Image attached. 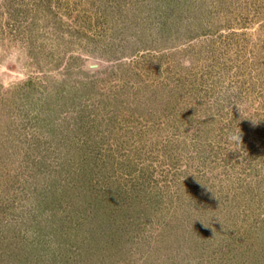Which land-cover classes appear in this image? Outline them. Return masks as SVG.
<instances>
[{"label":"rangeland","instance_id":"obj_1","mask_svg":"<svg viewBox=\"0 0 264 264\" xmlns=\"http://www.w3.org/2000/svg\"><path fill=\"white\" fill-rule=\"evenodd\" d=\"M0 264H264V0H0Z\"/></svg>","mask_w":264,"mask_h":264},{"label":"clouds","instance_id":"obj_2","mask_svg":"<svg viewBox=\"0 0 264 264\" xmlns=\"http://www.w3.org/2000/svg\"><path fill=\"white\" fill-rule=\"evenodd\" d=\"M189 66H190V65H188L187 62L184 63V67H189ZM253 122L255 123L256 121H253ZM229 140H230V142H233V143H237V144H239V143L242 142V135H241V133H239V132L234 133V134H231V135L229 136ZM219 220H220V219H219Z\"/></svg>","mask_w":264,"mask_h":264}]
</instances>
